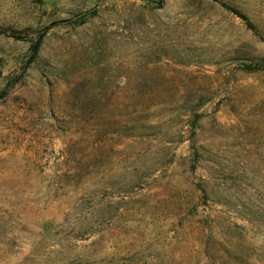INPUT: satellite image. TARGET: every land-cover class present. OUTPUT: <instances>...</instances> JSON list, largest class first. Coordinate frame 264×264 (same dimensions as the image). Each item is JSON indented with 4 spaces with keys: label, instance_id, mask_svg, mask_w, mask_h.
<instances>
[{
    "label": "rangeland",
    "instance_id": "rangeland-1",
    "mask_svg": "<svg viewBox=\"0 0 264 264\" xmlns=\"http://www.w3.org/2000/svg\"><path fill=\"white\" fill-rule=\"evenodd\" d=\"M0 264H264V0H0Z\"/></svg>",
    "mask_w": 264,
    "mask_h": 264
},
{
    "label": "trees",
    "instance_id": "trees-1",
    "mask_svg": "<svg viewBox=\"0 0 264 264\" xmlns=\"http://www.w3.org/2000/svg\"><path fill=\"white\" fill-rule=\"evenodd\" d=\"M229 9H230L231 11H233L235 14H237L239 17H241L242 19H244L249 27L252 26L251 23H250V21L245 17L244 14H242V13L239 12V11H237L236 9H233V8H229ZM39 41H40V40H38V41L33 45V46H34V47H33V48H34V52H36V51L38 50Z\"/></svg>",
    "mask_w": 264,
    "mask_h": 264
}]
</instances>
